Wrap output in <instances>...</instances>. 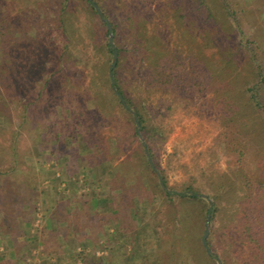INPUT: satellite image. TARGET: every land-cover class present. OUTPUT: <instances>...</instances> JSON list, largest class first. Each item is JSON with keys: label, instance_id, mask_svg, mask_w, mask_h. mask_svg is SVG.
I'll return each mask as SVG.
<instances>
[{"label": "rangeland", "instance_id": "obj_1", "mask_svg": "<svg viewBox=\"0 0 264 264\" xmlns=\"http://www.w3.org/2000/svg\"><path fill=\"white\" fill-rule=\"evenodd\" d=\"M58 1L0 0V42L8 43L5 55L0 48V264H54L60 257L62 264H157L146 255H166L176 215L171 203L154 190L159 175L142 167L143 150L133 133L134 123L108 97L113 58L109 60L106 53L105 26L82 0H71L74 29L66 55L59 57L65 40L57 37L54 17L38 24L33 19L34 11L58 9ZM101 3L108 14L106 22L113 19L123 33L114 36L125 51L119 71L122 83L145 103L148 125L162 130V137L155 139L156 159L169 184L193 185L205 194H218L219 219L212 227L207 225L212 243L226 248L232 239L240 250L234 253L241 259L237 264H264L262 251L244 234L238 218L246 194L264 201V129L253 121L257 147L243 144V148L227 123L235 109L245 107L247 92L234 106L229 99L246 85L239 89L229 82L224 87L230 91L228 99L215 80L207 82L199 72V85L188 93L149 84L145 63L136 55L132 40L136 32L147 38L156 34L174 49L180 45L194 59L200 50L212 69L232 60V68H221L219 80L226 73L229 80L235 78L237 66L243 76L252 77L242 65H252L248 49L252 47L254 58L264 67V0H207L208 9L191 14L200 18L189 13L180 18L193 6L190 0ZM223 5L234 13L235 27L226 20ZM20 9H25L21 15ZM212 12L219 17L218 24L211 22ZM42 30L47 37L35 42L33 37L41 36ZM21 33L24 41L18 40ZM31 45L42 51L40 60L28 55L29 50L24 54ZM47 74L49 81H45ZM94 94L96 102L90 98ZM27 101L31 104L25 106ZM96 104L102 115L91 131L86 127ZM240 124H246L245 119ZM13 140L22 169L18 174L6 172L13 163L8 154ZM147 185L160 198L149 196ZM102 192L103 196L111 192V197L99 198ZM138 206L144 221L125 212L126 207L131 211ZM234 213L229 221L226 217ZM81 251L87 259L75 260L73 255ZM178 257V261L167 258L166 264H182L184 258Z\"/></svg>", "mask_w": 264, "mask_h": 264}, {"label": "trees", "instance_id": "obj_2", "mask_svg": "<svg viewBox=\"0 0 264 264\" xmlns=\"http://www.w3.org/2000/svg\"><path fill=\"white\" fill-rule=\"evenodd\" d=\"M82 2L83 4L85 3V5H87V7L90 9L93 15L98 17V20L103 25V27L105 26V30H106L105 35L108 38L106 40V53L109 60L113 58L114 50L115 49L118 50V61L113 70V74L115 80V87L117 88L118 92L122 94L126 103L124 104L122 102V100L118 96V93L115 91L114 85L112 84L111 75L109 78L111 92L108 95V97L109 99L116 101L120 105L123 112L126 114V117L128 114L129 119H131V121L134 123L135 126L133 133L135 136H138L140 139V146L141 149L143 150V157H144L142 161L143 166L142 164L140 166L145 167V169L147 168L157 176L158 174L156 173L157 172L156 169L161 171L162 173L161 179H159V181L156 183L157 185H153L154 190L155 188L159 190L162 199L163 200L165 199L167 202L171 203L172 206L171 210L176 215L175 220L173 221L175 222L174 224L175 227L173 228L172 242L169 243V248L166 255L163 254L155 255L152 253V254H147L146 256L150 260H152V263L153 261L155 263L157 262L160 263L162 260V262L166 264L167 258L168 259L171 258L172 261H178L179 260L178 255H179L184 258L182 264H220V263L237 264V262L238 261L240 262L241 259H239L238 255L237 258H235L234 253L235 252L239 253L240 250L238 249L237 246H233L231 241L232 239L227 240L228 244L226 248H219L217 247V245L214 246V244L212 243V239H211L212 233L209 234L207 237V244L212 248L213 254H210L202 243V236L207 230L210 205H212L211 217L209 221L210 226L212 227V225L215 222H217V219H219V215L222 207L220 203L219 195L205 194L202 191H200L198 188L194 187L193 185H184L179 187L170 185L164 170L160 167L156 159L155 139L162 137V130L160 127H151L148 125L147 123L148 112L145 103L144 104L140 103L135 96H133L131 93L126 91L122 83V80L119 76L121 56L125 51H123V48H121L119 45L116 44L117 42L115 37L122 33V32L120 33L118 30L119 27L118 24L113 19L110 20L115 36L114 42L113 44H111L109 42L110 31L108 29L107 22L105 20L106 17H108L105 5L101 3V0H82ZM93 2H96V4H98V6L102 9V11L104 12V18L101 17ZM58 3H59L58 9L55 8L53 10H50L49 8L45 7L46 9L44 10L34 11L33 19L34 22L38 24L41 20L50 17V15L54 17L53 20L54 22H56L55 24H57V32H58L57 37L65 40V44L63 48L60 49L59 57H62L67 53L69 46L67 45V43L70 41L69 33L74 29L73 24H75V22L73 20L74 9L72 8L71 0H59ZM190 3L193 6L190 7V9H188V12L186 11V13H183L180 16V18L185 17L187 13H189L188 15L200 14L199 12H201L202 14L203 9L209 8L207 0H190ZM224 8L226 11V20L230 21L231 22L230 24L233 25V27H235L236 19L233 15L234 13L232 12L231 14L229 12V9H227V7L224 6ZM24 10L25 9H20L19 14L21 15L24 12ZM210 14L212 18L211 22L217 21L218 24L219 17L216 16L213 12L209 13V15ZM191 16H197L198 18H200L199 15H191ZM180 21L184 22L182 20ZM206 21H209V19L207 18ZM132 22H134L132 25L135 26L136 25L135 20H133ZM181 22L179 23L182 25ZM237 29L239 34H241L238 26ZM136 30L137 28L134 27V31ZM41 32H42L41 36L37 35L33 37L34 41L35 40L37 41L38 39H40V37L42 38L47 37L46 34L48 32L43 30ZM239 34L237 33L238 37ZM18 40H22V41L25 40L23 33H21L18 36ZM132 40L136 55L137 56L141 55L140 57L141 62L145 63V65L142 66L144 68L145 77L148 80L149 84H157L164 87L170 86L171 88L177 90L178 92L184 93L186 90L185 93H188L190 89L199 85V81H198L199 73L201 74L204 73V77L207 80V82H209L210 80H212L213 82L215 80V84L221 86L220 91L223 90L226 96L228 97V99H229L228 93L230 91L229 92L225 91L224 87L226 85H229V82L232 81V86L236 84V86L239 89H243V87L246 85V87H244L245 89H243V91L240 94L238 92H235L231 97L232 100L229 99V103L230 104L232 103V106H234L236 105L237 101L243 98L242 94H244V92H247L249 94L247 103L244 104L245 107L242 109V111L239 109H235L233 111V114L227 117L229 119L227 123L232 130L231 135L232 133L233 135L236 134L235 136H233L235 138L236 144L238 145L240 144L241 146H243V144H247L250 145L251 147H257L254 145L257 142V139L254 137V132H256V128H254V125L258 123L260 124L262 129H264V77H263L264 67L263 64L261 65L254 58V53H255L254 48L248 47L249 54L252 57V65L250 66V68H247L244 65H242L244 69H247L248 71L252 72L253 74L252 77L248 76L247 74L243 76L242 72L239 71V68L237 66L234 68V70L236 71L235 78L229 80V77L227 76L228 73H226V77L219 80L218 77L221 74L220 73L221 68L222 69L225 68L226 71L232 68V60H227V62L224 61L223 66L212 69L207 65L206 61H204L206 57L202 55L203 53H201L200 50L199 53L194 54V56L196 57V59H194L193 54L191 53L184 54L183 47H181L180 45H176L174 49L170 46V44L167 43V41H162L159 35L154 34L153 38L152 37L147 38L144 33L139 32L137 34L136 32L135 35H133ZM30 41L31 40L26 39L27 43H29ZM241 44L246 45V42L243 41L241 42ZM0 48H2L5 55L8 52V43L0 42ZM28 50H29L28 55H32V57L35 60L37 59L40 60L39 56L42 55V51L40 50V48H35L33 45H31L29 46V48L25 49L24 54L27 55ZM82 50H85L86 52L87 48L83 47ZM128 53L131 52L128 51ZM198 54L199 56H196ZM29 59L30 58L27 57V60ZM60 64L61 65L59 68L62 69L63 65L62 63ZM226 65L227 66L229 65L230 68H228ZM222 74H224V72H222ZM49 80H50V75L47 74L45 81H49ZM216 91L218 92L219 89H217ZM90 98H92L94 102H96L95 100H97V95L96 94L91 95ZM2 99L5 100L3 96ZM30 104L31 102L27 101V103H25V106H28ZM100 109L101 107L99 106V104H96V109H94L95 112L93 114H90L92 118L89 119L90 124L88 127H86V129L92 131L94 130V126L99 124V123L97 124V122L99 121V114L102 115ZM137 118L139 120V124L137 122ZM244 119L246 121V124L241 125L240 122L242 123V120ZM253 121L256 123L252 124ZM83 129L85 130L84 127ZM82 137L86 138L85 135H82ZM87 140H92V139L91 137H88ZM3 144L5 145V143ZM94 144L95 142L92 143L91 146H93ZM99 146L102 147L101 145ZM245 147L246 146H243V148ZM0 148L3 147L0 146ZM11 148L12 150H10L9 147L10 151L8 152V154L10 153V155L12 156L13 163L11 167L8 170H6V172L9 171L12 172L13 174H18L21 173L20 171L22 169L20 166L18 167L17 165L18 147L16 140H13V143L11 144ZM147 152L150 154L154 166L150 163ZM246 183L249 184L248 181H246ZM248 186L249 189H252L251 187L252 185H248ZM147 191L149 196L151 194H156L155 197L160 198V194L158 192H153V191L151 192L149 185H147ZM251 192L252 191H250V193ZM104 193L105 192H102L100 194V197L99 196L98 197L101 198ZM93 194H95V192ZM248 194H246L241 199L242 203L240 204L242 206L241 208L242 216L238 218L242 222L241 227L244 234L247 235L248 238H251L253 242L257 243L258 248L262 251V255H263L262 258H264V201L259 200L257 197L251 200L250 197L252 196V194H250V196ZM96 195L97 193L95 194V196ZM103 197H106L107 199L110 198L111 192L108 193L107 195H104ZM200 204L202 205L203 209L200 208ZM139 207L140 206L132 207L131 211H129L128 207H126L125 212L126 214L128 215L130 214L134 218L139 216L140 220L144 221V218L141 217L140 215ZM196 208H199L200 212L199 210H197L198 212L196 213L195 211ZM112 212L116 216H118L119 214L118 211L112 210ZM195 213H196L195 215L196 218H194ZM235 214L236 213H234V216L231 215L230 217L227 216L226 218L229 221H232L233 218H235ZM196 219L198 221L194 222V220ZM198 224H199V228H198ZM193 225H195L198 229L196 230V232L194 230ZM2 256L3 258H5V255ZM73 256H75L74 257L75 260L82 259L85 261L87 259V256L84 253H82V251L76 253V255ZM61 262L62 261L60 257L59 259H57V261L54 262V264H62Z\"/></svg>", "mask_w": 264, "mask_h": 264}, {"label": "water", "instance_id": "obj_3", "mask_svg": "<svg viewBox=\"0 0 264 264\" xmlns=\"http://www.w3.org/2000/svg\"><path fill=\"white\" fill-rule=\"evenodd\" d=\"M93 4L95 5V7L97 8L99 14L101 15V17L104 18V14H103V11L101 10V8L98 6V4H96V2H93ZM107 26H108V29L110 31V35H109V42L111 44H113V41H114V32H113V27H112V24L110 22H107ZM117 61H118V50L115 49L114 50V56H113V62H112V65H111V68H110V75H111V79H112V84L114 85V89L115 91L118 93V96L120 97V99L122 100V102L125 104V99L124 97L122 96V94H120L117 90V88L115 87V80H114V74H113V70L117 64ZM137 122L139 124V120L137 118ZM147 155H148V159L150 161V163L154 166V163L152 161V158L150 157V154L147 152ZM156 169V168H155ZM157 173L161 179V172L159 170H157ZM162 181V180H161ZM211 211H212V205H210V208H209V214H208V223L210 221V217H211ZM208 229L206 230V232L204 233L203 237H202V243L203 245L206 247L207 251L210 253V254H213V250L211 249V247L207 244V236H208Z\"/></svg>", "mask_w": 264, "mask_h": 264}]
</instances>
